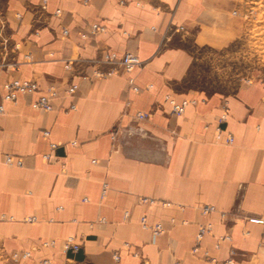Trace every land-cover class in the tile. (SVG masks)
I'll return each instance as SVG.
<instances>
[{"label":"crops","instance_id":"0c3cea01","mask_svg":"<svg viewBox=\"0 0 264 264\" xmlns=\"http://www.w3.org/2000/svg\"><path fill=\"white\" fill-rule=\"evenodd\" d=\"M237 9V0H46L44 8L42 0L4 1L0 83L30 80L57 96L50 111L32 107L38 92L14 102L0 96V264H208L191 251L197 224L206 221L212 232L202 249L214 264H226L231 250V264H264V89L249 83L232 95H204L186 88L192 47L234 40ZM92 23L105 31L82 38ZM105 51L135 54L143 66L82 78ZM70 83L78 85L72 95ZM167 96L195 103L177 115ZM224 102L229 112L218 134ZM137 111L150 116L139 120ZM6 154L21 165L5 164ZM203 205L254 219L201 215ZM141 216L165 233L152 241ZM223 234L231 240L215 248ZM68 236L78 252H64Z\"/></svg>","mask_w":264,"mask_h":264},{"label":"built area","instance_id":"2783aa9c","mask_svg":"<svg viewBox=\"0 0 264 264\" xmlns=\"http://www.w3.org/2000/svg\"><path fill=\"white\" fill-rule=\"evenodd\" d=\"M90 0H82L83 4H87ZM46 5V0H42V7L44 8ZM56 13H59V10H56ZM19 17V15H17ZM105 26L100 25L98 23H92L89 25L88 30L86 31H80L79 35L82 38H88L90 36L95 35L98 32H103L105 31ZM63 32L66 34L68 31L66 29L63 30ZM76 62L75 59L73 60H68L65 63V67L67 69H71L73 64ZM89 63L93 64L96 66L92 74L89 76L87 74L82 75V78L85 79H90L91 76L93 77H106L109 75H112L115 73L114 66H119L121 67L126 73L131 74L135 69L143 66V61L135 54L126 52L122 55H117L115 52L111 51H105L103 52L99 57H96L92 60L89 61ZM100 64H106L112 66L109 70L103 71L99 68ZM128 84L130 88L134 91L138 90V87L135 85L134 82V77L129 76L128 79ZM78 88L77 83H70L66 86L65 88V93L68 95H72ZM39 86L37 85L36 82L30 81V80H20L17 78H13L10 80H7L3 83H0V96L3 102H14L16 101L20 96H23L25 94H32L35 92H38ZM57 96V90L53 86H48L44 88L42 91L38 92V95L34 102L32 103V107L37 110H44V111H50L52 109V100ZM170 104H171V109L174 114L180 115L183 114L187 105L189 104H194L195 100L194 99H184L180 102H176L174 99L170 98V96L166 97ZM129 103L126 104L128 107ZM75 105L70 104L67 108H65L63 111H68L71 109H74ZM4 112V106L3 103H0V113ZM229 108L227 105V102H224L221 105V111L220 115L218 117V125L216 127V131L218 134L221 132V124H223L228 116ZM150 116L149 112H142V111H137L135 113V117L139 120L141 119H147ZM42 134L44 136H48L49 131L43 130ZM225 141L227 143L233 142V136L231 134H228L225 138ZM71 144H76L75 141L71 142ZM58 146L55 143L50 144V149L54 150ZM43 157L45 159L50 158V154H44ZM3 162L5 164H15V165H21V160L20 159H15L11 154H6L3 157ZM107 187V184L104 182L103 183V189H102V195L105 192V189ZM140 202L142 203H147L151 204L154 203L153 199L149 198H141ZM200 212L202 215H208L211 213H218L219 217L221 219H227L229 218V215L227 212L218 210L215 206L213 205H203L200 209ZM126 216V214H125ZM234 219H243L245 221L247 220H253L254 217L250 215H230ZM36 218L35 216H28L24 218L25 221L30 222L34 221ZM263 223V232L262 236L259 241V245L264 248V218L260 219ZM140 224L143 228H147L150 230L151 233V238L152 241H155V239L165 233V227L163 226L162 223L156 222L154 224H149L147 222L146 216H141L140 218ZM212 232V223L210 221L202 222L197 224V229L194 235V244L191 249L193 253H201L202 259H204L208 264H214L217 262L216 257L210 254V252L207 249H202V241L204 237ZM231 237L229 234H223L221 236H218L217 241L215 242V248H219L220 242L221 241H230ZM45 245H51L53 242H45ZM80 249L79 244L76 242L75 237L73 236H68L64 243H63V250L66 253H76ZM234 254V251H230V257L226 260V264H231L233 263L232 256ZM22 257H28L30 255L29 252H23L20 254ZM134 255H137L134 253ZM18 254H14V258H17ZM114 259H118V255L114 254L113 255ZM141 264H147L146 261H143Z\"/></svg>","mask_w":264,"mask_h":264},{"label":"rangeland","instance_id":"374dc122","mask_svg":"<svg viewBox=\"0 0 264 264\" xmlns=\"http://www.w3.org/2000/svg\"><path fill=\"white\" fill-rule=\"evenodd\" d=\"M4 1L0 0V34ZM237 3L234 17L240 27L234 40L220 48L192 47L194 58L186 85L190 92L232 95L249 83L264 89V0Z\"/></svg>","mask_w":264,"mask_h":264},{"label":"bare ground","instance_id":"6f19581e","mask_svg":"<svg viewBox=\"0 0 264 264\" xmlns=\"http://www.w3.org/2000/svg\"><path fill=\"white\" fill-rule=\"evenodd\" d=\"M202 215V214H201ZM247 230V229H246ZM248 231V230H247Z\"/></svg>","mask_w":264,"mask_h":264}]
</instances>
